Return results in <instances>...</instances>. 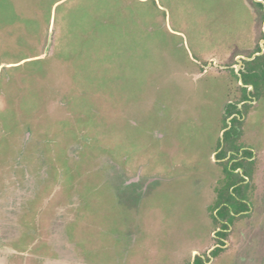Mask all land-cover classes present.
Instances as JSON below:
<instances>
[{"label": "rangeland", "instance_id": "1", "mask_svg": "<svg viewBox=\"0 0 264 264\" xmlns=\"http://www.w3.org/2000/svg\"><path fill=\"white\" fill-rule=\"evenodd\" d=\"M156 1L166 8L167 20L151 0L144 4L0 0V118L14 131L12 136L20 131L23 120L45 140L42 147L47 150L55 144L63 155L65 144L74 139L70 153L76 156L81 151L85 157L89 147L85 141L100 137L98 143L109 145L112 153L116 145L124 154L139 151L140 163H148L145 172H163L167 177L151 183L145 194L139 213L141 228L127 235L128 226H120L114 233L118 211L99 203L100 211L91 216L82 205L81 186L66 193L61 176L44 187L46 163L41 168L23 164L18 152L15 158L5 159L12 151L0 119V264H170L189 257L194 248L209 246L212 227L205 222V203L210 200L197 189V181L216 169L210 157L215 146L211 141L217 137L225 95L214 73L196 83L193 78L198 74L186 70L189 54L177 44L182 35L191 55L212 52L213 39L222 30L239 26L235 20L240 0ZM141 4L151 12L140 14ZM114 14L126 21L120 29L105 27ZM6 63L15 65L9 69L14 79L2 70ZM152 78L169 84L164 97L174 103L182 95L178 83L192 84L195 90L200 87L187 102V111L158 117L155 107L148 108L150 101L160 99L158 93L153 99ZM53 98L67 102L66 112L56 110ZM109 125L112 129H107ZM155 126L170 136L167 151L156 155V143L144 147L150 140L146 130ZM25 131L20 134L22 143L30 136ZM247 133L262 152L264 103L249 115ZM104 147L95 149L94 161L104 166L105 179L120 185L126 177ZM19 164L24 167L20 169ZM205 189L212 190V185L206 182ZM201 217L204 227L198 228L195 222ZM74 223L77 228L72 234ZM79 230L86 231L85 241L79 238ZM262 230L250 234L233 251L235 260L224 264L264 263ZM103 245L104 252L97 255Z\"/></svg>", "mask_w": 264, "mask_h": 264}, {"label": "flooded vegetation", "instance_id": "2", "mask_svg": "<svg viewBox=\"0 0 264 264\" xmlns=\"http://www.w3.org/2000/svg\"><path fill=\"white\" fill-rule=\"evenodd\" d=\"M160 8L165 10L166 13L163 18L167 20L166 8ZM237 10L240 13L237 15L238 20L235 21L237 25L240 22L239 26L236 29L226 27L222 30L223 32L213 39L214 43L213 45L211 44L212 52L208 54L202 52L201 56L194 53L191 55L182 35H180L183 39L182 42L177 44V46L184 48L187 55L189 54L188 61L190 63L186 70H191L194 71V74H198L197 78H193L196 83L202 81L209 73H214L216 80L222 86L225 103L217 137L214 141H211L215 145L214 147L212 146L213 149L210 154L215 164V172L213 174L211 172L209 176H206L207 178L200 177L197 181V189L200 188L201 193H205V197L210 201L205 203V218H207V221L201 217L198 222H195V225L198 226L199 223L198 228L204 227L201 224L202 219L206 223L210 222L212 227L210 244L206 249L194 248L189 257L186 256L182 261L170 264H195L198 258L203 260L204 264H220L219 262L224 264L235 260L232 254L233 251L241 247L250 234L259 230L263 231L262 229H264V186L262 185L264 182V148L262 152L255 148L249 141L247 133L249 115L256 110V107H260L264 103V81L261 84L262 87L257 91L252 83H245L243 80V74L248 73L247 62L264 54V0H240V7ZM258 46L260 49H258ZM198 52L200 51L198 50ZM14 66L9 63L1 66L2 70L6 69L10 80L14 79L12 77L14 75L11 74L12 76H10L9 69ZM148 81L150 82L151 78H148ZM152 81H155V83H152L154 87L150 89L152 94L154 91L153 99L156 93H158L160 99H154L153 103L150 101L148 108L155 107L157 109L155 114L158 117H166L169 113L171 115V112L175 113L174 115H181V113L187 111V102L190 98H193L192 94L197 92L200 87L198 84L195 90L192 84L178 83L179 87L182 86V95L178 97L180 101L174 103L172 100L166 101L167 96L166 98L164 97V93L167 94L165 90H167L169 84L162 83L160 78H152ZM245 93L247 97H244ZM52 100L56 110L64 109V104L67 103L64 101L59 102L55 98ZM52 100L49 101L51 102ZM3 104L5 105V103ZM231 104H235L238 110L230 111L229 107ZM66 114L70 116V113ZM37 118L39 117H35V121H38ZM129 123L133 126H144L142 122H135L134 124L129 121ZM19 125L21 126L20 131L12 136L14 131H10L6 122H3L7 134H4V136L8 141V145L10 141L11 145L9 147L12 151V154L5 159L13 158L18 152L21 153L23 164L26 163L27 165L41 168L46 163L45 177L41 181L44 187L52 184V178H60L61 176L64 178L61 188L66 193L70 194L72 190H76L77 187L81 186L82 205L89 214L91 213V216L100 211L99 203L105 205L104 208L106 210L118 211L119 217L114 218L112 225L114 233L119 230L120 226H128L125 228L127 235H134L136 233L134 230L141 228L139 213L145 194L151 188V183L162 181L164 178L167 179V177L163 175V172H160V174L145 172L144 169L148 163L147 161L140 163L139 158L141 156L139 151H137L138 154L136 151L124 154L120 152V148L116 145L115 152L112 153L109 150V145L98 143L100 137L95 140L91 136L89 140L85 141L89 146L88 151H86V157L81 151L76 156L70 153V146L74 139L65 144L64 154L61 155L59 148L55 144H50L49 150L46 147H42L45 140L38 137V134L34 132L35 128L31 127L30 124L21 120ZM107 129H112V126L109 125ZM160 129L155 126L153 129L146 130L150 140L144 147L151 148L156 143L155 155L156 153H161L163 149L167 151V144L170 140L169 133H164L163 131L165 130ZM231 129L234 130L230 137L231 141L225 143V133ZM24 131L25 135L30 136L27 142L22 143L20 134ZM103 146H106L104 148H107L108 152L111 153V159L117 165V168L120 169L119 173L122 172V177H126L125 181H122L120 185H113L111 181L105 179L103 175L104 166H97L94 161L95 149H103ZM85 149L82 146L80 150L84 151ZM223 150L226 151L223 152ZM5 152L2 153V157ZM136 154L138 157L134 159ZM167 154L168 152L164 153V155ZM23 164L16 166L21 169L24 167ZM85 176L88 179H85ZM233 181L235 182L232 184ZM206 182L212 185V190L207 191L205 189ZM85 187L90 191L85 192ZM223 206L226 211L224 216H221L219 212ZM74 227L77 228L75 223L70 226L72 234H74ZM79 231V238L85 241V237H87L86 231ZM223 232L225 235L221 234ZM239 235L242 238L238 237ZM112 237L115 239L114 236ZM103 247L104 245L97 249V255H101L104 252ZM217 249H219L218 253H216ZM187 253L188 251L185 254Z\"/></svg>", "mask_w": 264, "mask_h": 264}, {"label": "trees", "instance_id": "3", "mask_svg": "<svg viewBox=\"0 0 264 264\" xmlns=\"http://www.w3.org/2000/svg\"><path fill=\"white\" fill-rule=\"evenodd\" d=\"M122 3L124 4H132L133 2H137V3H145V2H148L150 0H147V1H143V0H121ZM153 1V3L156 5L157 8H159V10L162 11L163 14H165V10L161 9L157 2L155 0H151ZM143 4H141L142 6H140L141 8L138 10L140 12V14H146L147 11H149V7L148 6H144ZM139 7V6H138ZM151 11H149L147 14H149ZM116 14V12H113ZM114 14V18H113V21L112 22H106L105 24H107L105 27H108L110 26L111 29H120L119 27L122 26L123 23H126V21H123V20H117L116 19V16ZM97 24V23H96ZM100 24V23H99ZM103 24V22H102ZM101 25V24H100ZM99 25V26H100ZM91 30V29H90ZM92 35V34H91ZM95 38V37H94ZM100 38V37H99ZM90 40L93 41V37H89ZM96 39H98V37H96ZM258 49H260V47L258 46ZM91 50L89 51V56L91 55ZM248 64V73H244L243 74V80L245 83H252L255 87V89L258 91L259 88L262 87V82L264 81V54L263 55H260V56H257L254 60L252 61H248L247 62ZM244 97H247L246 93L244 95ZM114 104V103H113ZM230 111H235V110H238L236 105L235 104H231L230 107H229ZM234 132V130H229L225 133V143H229L231 140H230V137L232 135V133ZM226 150H223V152H225ZM235 181L232 182V184L234 183ZM226 211V208H223L221 209V211L219 212V214L221 216H224V212ZM233 221V220H232ZM222 235L225 233H221ZM219 249L216 250V253H218ZM195 264H204L203 260H201L200 258H198L196 260V263Z\"/></svg>", "mask_w": 264, "mask_h": 264}]
</instances>
